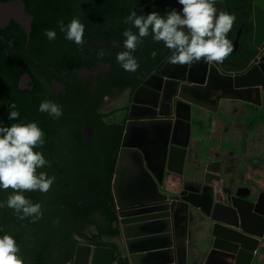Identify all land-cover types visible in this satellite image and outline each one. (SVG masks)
Listing matches in <instances>:
<instances>
[{"label": "flooded vegetation", "instance_id": "flooded-vegetation-1", "mask_svg": "<svg viewBox=\"0 0 264 264\" xmlns=\"http://www.w3.org/2000/svg\"><path fill=\"white\" fill-rule=\"evenodd\" d=\"M10 1L22 2L32 20L30 32L13 20L0 29V126L35 122L45 144L34 151L49 162L37 172L55 181L47 193H23L41 205L36 222L0 209V236L15 239L24 264H86L87 254L106 247L113 249V264H120L112 245L119 236L115 170L127 125L135 122L130 115L141 112L133 109L135 95L147 82L158 84L151 76L171 54L162 42L145 37L132 53L138 69L125 71L116 59L130 27L123 21L131 11L164 15L183 6L177 0H1ZM215 7L235 21L227 34L232 53L212 63L223 72H244L258 57L254 0H217ZM76 17L84 25L80 45L66 40L58 26ZM46 30L56 38L49 41ZM43 101L54 102L63 114L40 112ZM12 110L19 112L17 120L8 119ZM12 191L0 190V202Z\"/></svg>", "mask_w": 264, "mask_h": 264}, {"label": "water", "instance_id": "water-1", "mask_svg": "<svg viewBox=\"0 0 264 264\" xmlns=\"http://www.w3.org/2000/svg\"><path fill=\"white\" fill-rule=\"evenodd\" d=\"M254 18L258 57L246 71L223 72L203 60L173 65L167 62L170 54L151 76L158 84L147 82L136 93L133 109L141 112L130 115L135 122L127 125L113 183L126 264H151L161 255L168 256V264H188L194 210L213 223L212 248L234 264H252L264 241V193L255 196L246 187H224L220 162L208 163L203 181L184 186L177 200L159 191L165 175L184 176L197 108L217 114L223 100L262 105L264 0H254ZM12 20L31 31L25 5L0 0V29ZM162 242L167 250L155 252ZM84 259L86 264H113V249L94 250Z\"/></svg>", "mask_w": 264, "mask_h": 264}, {"label": "clouds", "instance_id": "clouds-1", "mask_svg": "<svg viewBox=\"0 0 264 264\" xmlns=\"http://www.w3.org/2000/svg\"><path fill=\"white\" fill-rule=\"evenodd\" d=\"M182 9H175L161 15L155 11L144 15L131 11L124 24L130 25L123 33L125 50L117 54V62L127 72H135L139 65L132 53L142 43L143 38L151 36L156 43L171 50L168 63L190 65L203 60L205 64L222 62L233 51V45L227 38L235 21L234 15L227 11H218L217 0H177ZM65 39L77 45L82 44L84 25L79 17L73 18L67 25L61 20L58 24ZM133 29L136 31L134 32ZM45 36L52 41L56 32L46 30ZM157 55L152 52L153 58ZM11 109L16 105L11 104ZM39 111L59 118L63 110L52 101H43ZM19 112L9 111V120H17ZM45 144L44 133L35 122L13 123L10 127L0 126V190L11 188L6 201L0 202V209H12L18 219L32 217L33 221L42 218L41 205L33 204L23 193L39 191L47 193L55 181L46 172H37L49 162L40 151ZM20 249L15 239L4 234L0 236V264H24L19 255Z\"/></svg>", "mask_w": 264, "mask_h": 264}, {"label": "crops", "instance_id": "crops-1", "mask_svg": "<svg viewBox=\"0 0 264 264\" xmlns=\"http://www.w3.org/2000/svg\"><path fill=\"white\" fill-rule=\"evenodd\" d=\"M214 161L221 163L224 187L234 190L246 187L255 196L264 193V93L261 106L223 100L217 114L197 108L184 176L181 180L173 175H165L163 184L159 186L160 193L177 200L184 186L203 181L206 165ZM192 213L188 264H234L227 254L212 248L213 223L210 219L200 211L194 210ZM108 245L109 241L106 240ZM112 245L120 264H126L121 259L120 241L117 239ZM155 248V252L159 253L167 250L164 242ZM168 261L167 255H161L151 264H168ZM252 264H264V241H261Z\"/></svg>", "mask_w": 264, "mask_h": 264}, {"label": "built area", "instance_id": "built-area-1", "mask_svg": "<svg viewBox=\"0 0 264 264\" xmlns=\"http://www.w3.org/2000/svg\"><path fill=\"white\" fill-rule=\"evenodd\" d=\"M256 254V253H255Z\"/></svg>", "mask_w": 264, "mask_h": 264}]
</instances>
